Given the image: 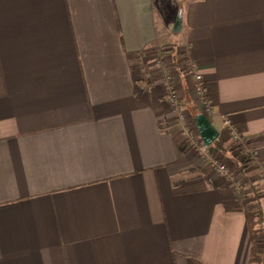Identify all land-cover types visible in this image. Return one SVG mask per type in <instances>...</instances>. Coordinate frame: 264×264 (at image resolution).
<instances>
[{"label":"crops","instance_id":"crops-1","mask_svg":"<svg viewBox=\"0 0 264 264\" xmlns=\"http://www.w3.org/2000/svg\"><path fill=\"white\" fill-rule=\"evenodd\" d=\"M190 65L227 176L182 144ZM248 207L264 231V0H0V264H250Z\"/></svg>","mask_w":264,"mask_h":264},{"label":"built area","instance_id":"built-area-1","mask_svg":"<svg viewBox=\"0 0 264 264\" xmlns=\"http://www.w3.org/2000/svg\"><path fill=\"white\" fill-rule=\"evenodd\" d=\"M189 73L190 76L194 80L193 90L195 93L196 103L200 108V111L206 117L212 116L214 111L212 107V102L209 97L208 87L205 84L202 74L199 72L197 67L194 65H190ZM177 97L174 93L169 95V103L174 110H177ZM224 126L228 130L229 138L231 141V145L233 148L238 150L243 157H247L252 159L256 156V152L252 150L243 140L241 134L236 131V129L230 126V123L227 119L224 121ZM188 128H184L183 130V141L182 144L184 146L189 147L193 150L196 154L201 157H204L208 162L212 163L215 168L224 176L230 174V170L227 165L224 163L222 157L220 156L219 152L210 145H204L198 135L193 132H188ZM234 188L238 190L239 188V181L234 183Z\"/></svg>","mask_w":264,"mask_h":264},{"label":"trees","instance_id":"trees-1","mask_svg":"<svg viewBox=\"0 0 264 264\" xmlns=\"http://www.w3.org/2000/svg\"><path fill=\"white\" fill-rule=\"evenodd\" d=\"M257 200L260 195L254 196ZM249 202L244 203V206ZM250 235V264H264V231L261 229L263 214L258 208L244 210Z\"/></svg>","mask_w":264,"mask_h":264},{"label":"water","instance_id":"water-1","mask_svg":"<svg viewBox=\"0 0 264 264\" xmlns=\"http://www.w3.org/2000/svg\"><path fill=\"white\" fill-rule=\"evenodd\" d=\"M178 25V21L176 22ZM195 123L199 129L204 145H210L216 137L217 131L203 114L196 115Z\"/></svg>","mask_w":264,"mask_h":264},{"label":"rangeland","instance_id":"rangeland-1","mask_svg":"<svg viewBox=\"0 0 264 264\" xmlns=\"http://www.w3.org/2000/svg\"><path fill=\"white\" fill-rule=\"evenodd\" d=\"M186 68V66L184 67V69ZM193 79V78H192ZM194 81V80H193ZM194 86V85H193ZM181 115V114H180ZM178 118H179V120L180 121H183L184 120V118H182V117H179L178 116ZM189 119H190V117H189ZM191 119H193V117H191ZM188 124H190V122L189 123H185V124H183L182 125V127L183 128H188L187 129V131L188 132H193V133H195V129H194V127H192L193 125L192 124H190L191 126H189ZM186 148V151H190V152H192V153H194L195 155H196V153L193 151V150H191L189 147H187V146H185ZM230 152L232 151V150H229ZM233 151H235L236 153H238V150H235V148H233ZM222 152V151H221ZM234 153V152H233ZM239 154V153H238ZM198 155V154H197ZM235 155V154H234ZM224 158V157H223ZM222 158V159H223ZM224 159H226V158H224ZM239 159L242 161V163H247V162H249L251 159H249V158H247V157H243V156H240L239 157ZM225 161V160H224ZM234 161H236L235 160V158H234ZM239 185H240V182H239Z\"/></svg>","mask_w":264,"mask_h":264}]
</instances>
